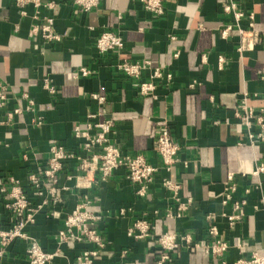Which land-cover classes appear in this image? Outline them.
I'll list each match as a JSON object with an SVG mask.
<instances>
[{"label": "crops", "instance_id": "crops-1", "mask_svg": "<svg viewBox=\"0 0 264 264\" xmlns=\"http://www.w3.org/2000/svg\"><path fill=\"white\" fill-rule=\"evenodd\" d=\"M48 1L52 5L45 4ZM224 1L163 0L164 11L154 13L140 0H99L87 10L72 0H41L38 5L0 0V78L8 83L7 106L24 105L27 98L22 91L27 90L35 99L33 114L42 115V122L35 124L31 112H18L7 124L1 121L5 107H0V178L14 175L26 184L28 173L46 163L54 139L88 155L90 151L73 136V126L83 124L88 113L99 108L101 114L92 118L112 117L109 137L123 152L141 151L158 166L140 193L139 183L126 175L123 166L102 177L98 170L80 167L77 155L66 157L57 180L59 197L49 198L34 220L24 225L45 249L57 250L52 264H73L83 248L95 246L88 240H58L66 213L85 198L87 207L99 214L92 225L104 240L92 264H156L162 248L155 237L127 234L132 221L143 216L149 219L154 235L162 230L189 231L200 240L210 237L206 227L213 221L228 242L225 255L229 259L250 255L252 249L264 251V182L256 185L264 170L251 172L264 160V137L247 141L246 127L234 114L244 90L248 91V103L256 109L264 103V40L239 52L236 27L222 36L220 27L232 20L222 9ZM239 2L246 11L242 21L253 11L254 25L264 28V0ZM47 13L54 14L59 38L45 40L31 31L33 23ZM104 29L123 36L120 49H97L95 37ZM219 53L226 57L221 67L217 65ZM122 57L149 58V65L142 70L146 78L153 65L170 69L173 75L169 80L165 76L155 79L156 96L142 93L135 81L116 67ZM81 65L90 71L81 73ZM45 78L56 85L55 92L43 86ZM192 79L198 82L188 86ZM91 91L104 93L105 101L99 103L90 96ZM160 124H167L180 144L168 170L154 148ZM229 169L235 171L237 181L232 197H247L242 217L233 223L224 213L231 210L232 197L222 201ZM76 175L84 179L83 184L76 182ZM163 175L179 181V199L162 183ZM50 183L46 177L45 184ZM248 184L251 187L246 193ZM25 187L32 202L42 197L27 184ZM189 196L187 206L175 214L178 202ZM16 218L0 201V224L8 225ZM26 245V239L14 238L0 256V264H28ZM211 261V253L202 245L182 242L164 264Z\"/></svg>", "mask_w": 264, "mask_h": 264}, {"label": "built area", "instance_id": "built-area-1", "mask_svg": "<svg viewBox=\"0 0 264 264\" xmlns=\"http://www.w3.org/2000/svg\"><path fill=\"white\" fill-rule=\"evenodd\" d=\"M23 4L26 1H32L38 5L41 0H16ZM79 5L81 9L87 10L93 5H96L99 0H72ZM144 5L154 13H162L165 9L163 0H140ZM45 4L52 5V1ZM222 9L231 14L232 20L225 22L220 27V34L227 36L232 27H236L238 33V43L236 49L239 52L252 49L254 46L264 40V28H258L254 25V13L249 11L246 14V21H242L245 15V9L240 5L239 0H225L222 4ZM24 12L25 9H22ZM55 17L53 13H47L40 21H36L31 26V31L35 34L40 33L45 40L59 38L60 35L54 26ZM171 37L175 35L170 34ZM124 44L123 36L110 29L100 31L95 37V45L99 51L110 49H120ZM178 51H175L176 54ZM201 58L204 60L206 54L203 52ZM226 57L223 53H219L217 57V65L221 67L225 62ZM149 58L135 59L122 57L115 63L116 67L129 75L142 93H152L157 95L155 88L157 85L156 78L165 76L169 80L173 73L170 69H165L159 65H153L150 68L149 77L143 76V69L149 65ZM79 71L83 74L90 70L87 66L81 65ZM198 82L197 79H192L188 82V86H194ZM43 86L51 93L55 92L57 87L50 82L48 78L43 81ZM8 83L5 79L0 78V107H5L6 116L1 119L2 122H13L14 114L22 111L32 113L31 119L35 124L42 122L41 114H33L35 110V99L27 90L22 91V94L27 98L24 105L15 104L11 107L7 106L8 99ZM248 91L244 90L240 102L234 107V114L241 123L246 127L245 137L250 143L264 137V103L256 109L247 101ZM90 96L95 98L99 103L106 99V95L99 91H91ZM264 98V93L262 94ZM101 114V109H96L88 113V119L83 123H75L73 126V136L78 140L83 149L89 150L88 155H80L74 150L68 148L63 142L54 139L49 148L50 154L46 163L40 170L30 171L27 175L26 184L34 191L39 192L42 197L36 202H32L28 197L26 184L14 176L8 175L6 179L0 178V201L4 208L16 213L17 218L14 222L8 225L0 224V256L3 254L7 244L16 237H21L27 240L26 253L28 264H52L53 256L57 250L45 249L38 239L29 233L25 228V222L34 220L35 213L47 202L49 198L56 200L59 196V187L57 185L59 171L62 168L66 157L77 155L80 158L79 165L82 168L89 170L100 171L102 177L108 175L113 169L118 166H123L126 169V175L133 181L139 183L138 191L144 193L145 180L150 179L158 166L148 161L141 151L134 153L123 152L118 144L112 141L109 137V132L113 125V119L110 116L92 117ZM256 125V129H253ZM154 148L160 154L165 168L171 169L173 162L176 160V153L180 144L172 136L171 130L167 124L156 126ZM240 141V140H239ZM184 164L186 160L183 161ZM264 170V160L256 163L251 172L257 174ZM241 173H244L242 171ZM245 174V173H244ZM72 175L69 174L68 177ZM78 176V177H77ZM51 180L49 185L45 184V178ZM78 184H83L84 179H78L80 175H76ZM162 183L169 188L176 198L179 199L178 190L180 187L179 181L163 175ZM264 182V176L256 183L257 186ZM237 187L235 179V171L229 169L226 173L224 183L222 201L226 202L232 197L233 191ZM251 185L245 186L246 193L250 191ZM264 198L262 193L261 199ZM191 197L178 202V210L175 214H180L179 208H185ZM247 200L246 196L237 198L232 197V207L230 211H225L229 223H233L240 219L244 213V204ZM257 205V204H256ZM171 214L170 211L167 212ZM209 216L212 214L209 213ZM99 214L91 211L87 207V198L78 201L67 213L64 219L65 226L58 231V240H88L93 241L95 246L83 248L77 255L73 264H92L94 256L98 253L99 247L104 244L100 233L92 225L94 218ZM210 216V217H211ZM207 235L210 237L206 240L194 239L189 231L180 232L174 230H162L155 235L150 230L149 219L145 216L135 218L127 228V234L133 237H155L156 241L162 248L156 258V264H164L171 257V251L185 242L189 246L202 245L204 249L211 253L212 261L210 264H264V251L252 249L250 255H238L233 259H229L225 255L228 248V242L219 235V228L213 221H209L206 227ZM126 249H121V253L125 254ZM118 264H125L124 261H119Z\"/></svg>", "mask_w": 264, "mask_h": 264}]
</instances>
